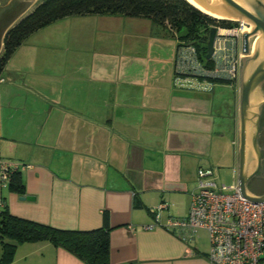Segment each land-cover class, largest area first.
<instances>
[{
  "label": "crops",
  "instance_id": "crops-1",
  "mask_svg": "<svg viewBox=\"0 0 264 264\" xmlns=\"http://www.w3.org/2000/svg\"><path fill=\"white\" fill-rule=\"evenodd\" d=\"M39 1L0 0V6L9 2L0 7V52L6 32ZM107 17L118 16L54 21L29 35L7 62L15 56L18 66L8 71L5 66L0 78V159L24 165V193L6 188L2 197L13 216L57 230H97L106 215L108 264H208L207 233L198 230L182 241L166 222L187 217L198 169L209 171L202 182L215 184V171L230 169L235 183L238 80L227 85L169 76L159 87L156 76L164 63L147 55L113 69L93 62L76 66L75 81H81L72 87L64 81L40 91L24 82L30 74L42 75L39 63L53 56L49 45L60 42L61 34L75 35L81 24L104 25ZM22 47L26 51L18 56ZM219 85L229 95L217 89L215 103ZM26 93L40 99L25 100ZM23 104L37 107L22 117L18 138L13 122ZM15 142L25 155L3 149ZM200 232L205 234L201 246ZM39 244L52 264H85L46 241Z\"/></svg>",
  "mask_w": 264,
  "mask_h": 264
},
{
  "label": "trees",
  "instance_id": "trees-1",
  "mask_svg": "<svg viewBox=\"0 0 264 264\" xmlns=\"http://www.w3.org/2000/svg\"><path fill=\"white\" fill-rule=\"evenodd\" d=\"M87 15L147 19L174 37L176 45H192L199 61L207 66L210 65V61L205 60L209 29L234 25L230 21L211 18L185 0H40L6 32L0 52V78L13 53L29 35L54 21ZM208 82L229 85L221 80ZM8 190L20 195L24 193L20 169L11 174ZM0 203V238L3 241L0 263L11 262L19 244L46 241L55 248L69 252L85 264H108L110 228L106 215L100 229L88 232L63 231L13 216L3 197ZM135 204L138 206L139 203Z\"/></svg>",
  "mask_w": 264,
  "mask_h": 264
},
{
  "label": "built area",
  "instance_id": "built-area-1",
  "mask_svg": "<svg viewBox=\"0 0 264 264\" xmlns=\"http://www.w3.org/2000/svg\"><path fill=\"white\" fill-rule=\"evenodd\" d=\"M230 22L234 24L231 27L214 26L209 66L199 61L192 45L178 43L173 52L174 74L202 82L221 80L235 84L243 57L241 34L247 32L250 25L240 20ZM23 166L0 159V199L13 171ZM208 174L207 170H197V187L190 196L187 217L168 219L166 227L175 231L182 241L191 239L198 230H204L208 237V264H264V203H252L242 198L235 183L225 187L202 182L200 179ZM226 190L228 193L223 192ZM160 208H164V204Z\"/></svg>",
  "mask_w": 264,
  "mask_h": 264
},
{
  "label": "rangeland",
  "instance_id": "rangeland-1",
  "mask_svg": "<svg viewBox=\"0 0 264 264\" xmlns=\"http://www.w3.org/2000/svg\"><path fill=\"white\" fill-rule=\"evenodd\" d=\"M16 1L17 0H13V3L16 4ZM105 19V22L107 23H104V25L98 27L81 24L78 30L79 33L76 31L75 35L70 31L61 34L60 42L54 44L51 43L49 45L50 52L53 54V56H49L48 58H45L44 62L39 63L43 70L42 75L32 76L30 74L28 79L24 82L31 84L33 87H37L40 91L41 89L44 90L47 87L53 88L55 86L63 85L65 82L68 87H72L77 85V83L79 84V81H81H75V78L78 76L77 73H75V75L73 73L76 66L79 67L83 66V64L86 62H93L94 64H100L104 67L107 66L113 69L114 66L129 63L131 60H137L138 62L139 60L143 61L147 55L151 56L152 59L157 58L162 60V63H164V67L156 76L159 77V87L166 85L165 82L167 83L169 76L177 77L172 73L173 52L175 50L176 40L163 28L152 24V22L144 18L118 16L107 17ZM231 20L236 19H225L224 21ZM250 29L251 27L248 29V31ZM24 51L26 50L24 47H22L18 51L17 55H22ZM17 66V57L14 56L5 69L7 71L14 70V68ZM31 68L32 67H28L22 69V71L28 72L31 70ZM239 69L237 76L238 86ZM17 75L22 77L24 76L22 73ZM65 76L67 77L66 80H64ZM156 77L153 81L154 86ZM185 79L194 78L186 77ZM24 85L29 86L27 84ZM217 89H219V91L223 90L224 97L229 95L228 88L226 86L222 87L219 85L214 90L215 103H217L219 96ZM46 92L49 93V91ZM67 97V99L72 101L73 94L71 90L68 91ZM162 98H164V96H162ZM28 99L37 100L40 98L39 96H36L35 93H26L25 100ZM36 107L37 106L34 105L30 106L31 109L28 110L27 106L24 104L18 106L17 118H14L15 120L13 122L15 123L14 128L18 130L16 133L18 138L22 137L21 127L25 123L23 120H21L22 117L28 118L31 114H33L32 111H34ZM14 108H17L15 103ZM104 109H109V107ZM6 148L11 152L18 151L19 154H24V147L20 143H5L3 144V149ZM214 179L218 186L224 185L225 187H228L233 180L232 172L230 169L226 168L217 169L215 171ZM223 192L228 193L227 190ZM199 235L200 238L197 243L201 246L204 245L205 234L200 232ZM2 242L3 241L0 238V258ZM41 245L42 244H39V242L19 244L16 246L11 262L0 264H52L49 258V252L46 249H42ZM51 247L53 246L51 245Z\"/></svg>",
  "mask_w": 264,
  "mask_h": 264
},
{
  "label": "water",
  "instance_id": "water-1",
  "mask_svg": "<svg viewBox=\"0 0 264 264\" xmlns=\"http://www.w3.org/2000/svg\"><path fill=\"white\" fill-rule=\"evenodd\" d=\"M189 1L210 14L251 24V29L243 32L240 39L241 53L245 57L240 58L239 69L235 184L245 200L264 203V194H252L248 186L252 178L263 179L254 176L260 166V150L263 152V149H259L257 138L264 126L263 123L259 130L260 108L264 107V0ZM214 35L215 29L211 27L207 36L205 60L210 59ZM20 200L29 198L21 197Z\"/></svg>",
  "mask_w": 264,
  "mask_h": 264
},
{
  "label": "flooded vegetation",
  "instance_id": "flooded-vegetation-1",
  "mask_svg": "<svg viewBox=\"0 0 264 264\" xmlns=\"http://www.w3.org/2000/svg\"><path fill=\"white\" fill-rule=\"evenodd\" d=\"M251 39L249 40V51H250ZM263 123H264V107H261L260 114H259V130ZM257 143H258L259 149H263V152L260 150V166L254 177H261L263 179L252 178L248 186L252 194L262 195L264 194V176H263L264 174V126L262 127L261 131L258 134Z\"/></svg>",
  "mask_w": 264,
  "mask_h": 264
},
{
  "label": "bare ground",
  "instance_id": "bare-ground-1",
  "mask_svg": "<svg viewBox=\"0 0 264 264\" xmlns=\"http://www.w3.org/2000/svg\"><path fill=\"white\" fill-rule=\"evenodd\" d=\"M185 1H187L190 5H192V6L195 7L196 9H198V7L194 6L189 0H185ZM198 10L201 11L202 13H204V14L210 16L211 18H214V19H217V20H222V21H224L225 19H228V18H223V17H219V16H216V15L210 14V13H208V12H205L204 10H200V9H198ZM231 21H235V20H231ZM249 25H250V27H251V24H249ZM247 31H248V30H247Z\"/></svg>",
  "mask_w": 264,
  "mask_h": 264
}]
</instances>
